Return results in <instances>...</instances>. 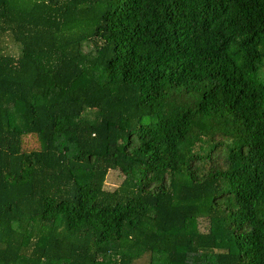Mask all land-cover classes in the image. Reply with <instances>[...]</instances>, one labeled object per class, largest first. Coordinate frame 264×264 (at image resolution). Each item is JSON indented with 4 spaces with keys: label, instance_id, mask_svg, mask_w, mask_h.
I'll return each mask as SVG.
<instances>
[{
    "label": "trees",
    "instance_id": "1",
    "mask_svg": "<svg viewBox=\"0 0 264 264\" xmlns=\"http://www.w3.org/2000/svg\"><path fill=\"white\" fill-rule=\"evenodd\" d=\"M263 68L264 0H0V264H264Z\"/></svg>",
    "mask_w": 264,
    "mask_h": 264
},
{
    "label": "rangeland",
    "instance_id": "2",
    "mask_svg": "<svg viewBox=\"0 0 264 264\" xmlns=\"http://www.w3.org/2000/svg\"><path fill=\"white\" fill-rule=\"evenodd\" d=\"M264 69V68H263ZM264 72V70L262 71ZM36 145L35 139L32 135H27L23 137L22 140V147L25 149H30ZM121 175L118 172H113V174H110L106 180H105V187L106 188H112L115 186L120 180H121ZM136 264H148L149 262V257H146V259L142 260L139 259L138 261H135Z\"/></svg>",
    "mask_w": 264,
    "mask_h": 264
}]
</instances>
